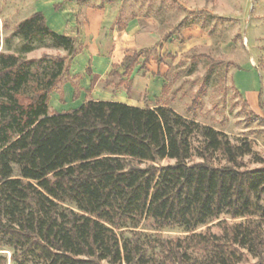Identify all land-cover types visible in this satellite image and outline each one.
Returning a JSON list of instances; mask_svg holds the SVG:
<instances>
[{
	"label": "trees",
	"instance_id": "1",
	"mask_svg": "<svg viewBox=\"0 0 264 264\" xmlns=\"http://www.w3.org/2000/svg\"><path fill=\"white\" fill-rule=\"evenodd\" d=\"M14 34L49 39L71 57L81 49L39 12ZM138 57L122 61L124 75ZM30 64L0 52V251L12 263L264 264V168L242 163L248 143L234 145L167 106L88 101L51 113L62 66L32 81ZM222 216L235 223L220 221L221 237L195 233ZM142 220L187 236L150 247L140 234L115 233Z\"/></svg>",
	"mask_w": 264,
	"mask_h": 264
},
{
	"label": "rangeland",
	"instance_id": "2",
	"mask_svg": "<svg viewBox=\"0 0 264 264\" xmlns=\"http://www.w3.org/2000/svg\"><path fill=\"white\" fill-rule=\"evenodd\" d=\"M140 1L119 0L115 5L127 17L135 14L153 16L161 34V47L166 42L170 43L166 46L167 50L154 49L146 56V60L151 58L163 66L161 79L164 91L160 98L149 104L154 107L167 106L188 121L222 132L234 145L248 143L251 154L244 157L242 163L247 170L263 169L264 0ZM97 2L0 0V52L20 56L31 63L34 73L32 81L50 75L61 65L63 71L59 82L62 83L67 79L71 56L55 47L49 39L27 43L14 34L15 29L35 13L36 7L44 9L57 4L59 13L65 5L66 13L75 12L76 18H80L81 13L72 8L74 4L80 6L81 3H88L95 7ZM144 68L141 74L145 73ZM251 70L256 72L260 85L259 109L256 113L251 112L234 84L236 73H240L238 77H245ZM30 87L31 84L28 94ZM167 164L172 162L160 163ZM63 206L74 209L70 202ZM224 219L229 224L235 223L222 216L195 233L221 237L223 232L219 223ZM122 225L121 229L115 230L120 238H127L130 233L140 234L150 247L151 242L174 241L187 236L179 227L157 230L149 220L135 224L126 221ZM152 253H156V250H152ZM197 256L200 259L203 257L202 253ZM247 261L244 264L254 263L248 257ZM0 264H15L10 261V253L4 248L0 251Z\"/></svg>",
	"mask_w": 264,
	"mask_h": 264
},
{
	"label": "crops",
	"instance_id": "3",
	"mask_svg": "<svg viewBox=\"0 0 264 264\" xmlns=\"http://www.w3.org/2000/svg\"><path fill=\"white\" fill-rule=\"evenodd\" d=\"M103 1L98 0L95 7L88 3H81L80 6L74 4L72 8L81 13L80 18H76L75 12L66 13L68 10H64L65 5L59 13V8L54 10L57 4L44 9L36 7L35 13L43 15L51 31L74 39L81 47L79 53L70 58L67 79L62 83L58 81L49 95L51 113H66L88 101L153 108L149 103L160 98L163 93L162 64H157L151 58L146 60L140 55L146 52L150 54L154 49L165 51L170 44L166 42L161 47V34L154 17L139 14L127 17L115 5L119 0ZM135 54H139L136 64L129 75H124L122 61ZM143 68L147 71L141 74ZM113 69L115 75H111ZM249 72L246 79L238 77L240 73H236L234 84L251 112L256 113L259 109L260 85L256 72ZM121 81L124 84L119 85ZM128 83L127 92L125 86Z\"/></svg>",
	"mask_w": 264,
	"mask_h": 264
}]
</instances>
